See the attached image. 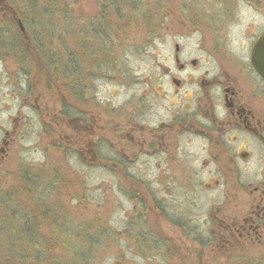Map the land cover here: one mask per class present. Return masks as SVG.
I'll use <instances>...</instances> for the list:
<instances>
[{"label": "rangeland", "instance_id": "1", "mask_svg": "<svg viewBox=\"0 0 264 264\" xmlns=\"http://www.w3.org/2000/svg\"><path fill=\"white\" fill-rule=\"evenodd\" d=\"M6 1L11 6L14 4L21 9L26 4L34 6L36 3L43 8L48 0ZM53 1L61 10L57 15V21L54 20L57 22L54 24L57 25L49 24V17L44 13L42 15L44 18L35 20L44 22L43 27L48 33L51 31L57 33L52 36L53 47L62 50L69 45L75 47L79 55L83 54L77 56L80 59L72 58L76 59L80 72L83 70L87 75L84 80L87 95L85 99L89 103L86 107L91 111V115L100 117L94 131L104 136L105 120L106 122L108 118L125 120L133 114V110L150 111L143 118V122L151 126L157 125L160 120L171 118V109L176 107L172 106L171 102L178 100L172 95V87L168 83L164 87L165 91H161L158 79L160 76L164 81L163 71L166 66L173 67V64L165 62L164 59L170 46L160 47L158 44L148 43L142 31L138 33L132 31L133 34H130L132 36H126L125 20L116 14L118 11L107 3L108 0ZM121 1L116 0L117 6L123 4ZM146 2L150 3V1ZM67 11L70 16L69 21L75 23L74 31L75 27L77 29L82 27L100 33L98 38L87 39L92 41L89 48L82 49L83 40L79 41V46L78 42L75 45L69 37L61 40L68 35H63L67 27L64 22L67 21L64 16ZM25 13L26 11L23 15ZM111 17L114 18L113 21ZM129 19H131L129 27L138 26L136 17L131 16ZM81 33L82 31L78 30L76 36L83 38ZM76 40L78 41L77 38ZM45 42H37V44L40 46L46 44L47 47L49 41ZM19 46L15 50L12 47L0 46V146H3L2 141L6 138L5 132H10L8 139L11 140L9 162L0 166V190L9 193L16 191L18 187L21 188V175L26 171L28 177L35 180L43 166L48 168L47 164L53 162L58 166L61 179L56 187H52L58 180L55 171L42 172L40 175L38 185L40 190L42 192L49 188L54 190L49 195L44 193L42 204L38 203L30 193L31 197L29 194H22L20 197L22 205L27 207L32 216L37 215L40 218L38 246L41 245L43 249L50 251V257L53 259L51 261L56 264L80 262H82L80 264H261L259 259L264 252L261 246L250 244L253 246L226 250L219 244L221 242L216 240L210 248L201 246L211 237L212 233L206 227V220L210 221L207 219L208 215L210 216L216 207L222 206V212H213L211 219L224 220L226 226L228 221L235 222L244 214V208L250 200L247 193L249 189L251 190L249 183L252 180L251 170L254 169L251 165L234 171V174L228 171V175L233 177L227 184L214 176L213 172L206 173L201 170L198 163H191V173L195 174V177L192 175L191 180L192 183L196 181L192 186L188 185L187 175L183 172L180 174L175 172L174 176V172L166 171V175L162 176L163 181L169 183L164 189L161 187L157 200L171 214L180 212L178 215L180 218L192 217L190 223L196 224L198 237L195 241L200 250L190 253V246L193 243L188 241L186 245L189 247L185 246L186 249L180 243L182 229L179 226L160 219L154 209L150 212L147 208H142L141 198L149 194L153 197L155 184L153 181L156 180V176L162 174L165 161L154 156L149 157V162L146 164L138 165L136 160L129 164L126 170L134 177L118 179L114 172L120 167L113 163V160L108 162L107 168L109 166L112 169L116 168L114 172L103 168L93 169L83 163L84 160L73 151L74 149L62 142L61 134L51 130L43 132L44 125L33 107L34 95H31L30 89L34 82L33 76L29 72L24 74L22 69H19L23 63L16 55ZM27 49L32 50L33 47ZM84 49L90 52L86 54L87 51ZM24 68L29 70V65ZM42 87L55 91L54 98H43L48 102L56 101L63 94L71 98L70 101L75 100L74 104L82 103L75 98L77 97L75 94L66 89L68 88L66 84L55 86L59 89L54 87L47 89L44 85ZM140 95L143 97V102ZM69 132L74 137L77 135L75 129L74 134ZM110 140L119 142L113 138ZM117 146L120 148V143ZM65 148H70L73 152L67 153V150L64 151ZM62 155L65 157L62 158ZM85 156L89 159V154L85 153ZM65 165L71 166L73 170L76 168L79 174L70 172ZM138 168L146 174V178L142 179L149 186L140 187ZM216 179L220 180L219 185L215 183ZM169 184L172 186L169 187ZM186 195H189V200L185 198ZM224 202L225 205L222 204ZM55 208H60L59 213L62 217L55 216L53 219ZM149 213L152 214L150 219H148ZM18 223L21 224L22 221L19 220ZM222 227L218 224L216 227L213 226V230L218 233L217 237L223 235L225 230ZM98 229H101L103 234L96 238L94 232ZM158 229L163 231V234L158 233ZM61 232L63 233L60 235ZM234 235L237 236L235 232ZM141 239H145V246L141 243ZM77 250L83 252L85 256L78 258ZM174 251H178L179 254H174Z\"/></svg>", "mask_w": 264, "mask_h": 264}, {"label": "flooded vegetation", "instance_id": "2", "mask_svg": "<svg viewBox=\"0 0 264 264\" xmlns=\"http://www.w3.org/2000/svg\"><path fill=\"white\" fill-rule=\"evenodd\" d=\"M122 2L123 4L115 8L119 13L116 14L125 20L126 36H132V31H142L148 43L158 44L160 47L170 46L164 59L165 62L173 64V67L167 65L163 71L164 81L160 76L158 79L161 91H165L164 87L168 83L178 102H171L172 106H176L171 109V118L160 120L154 126L143 122V118L150 111L133 110V114L122 121L108 118L104 125L106 133L102 136L94 131L100 117L91 115V111L86 107L89 103L85 99L86 94L80 98L75 97L82 102L79 105L63 94L56 101L48 102L43 99L54 98L55 91L48 88L44 82L45 77H42L35 67L33 57L37 53L34 44L54 41V35L45 31L44 22L40 23L27 15V11H31L33 6L26 4L24 8L18 9L14 4L11 6L6 0H0V46L12 47L15 50L20 45V49L16 50L18 60L19 57L26 56L32 60H20L23 63L19 69H22L24 74L29 72L33 76L34 82L30 86L31 95H34L33 107L40 115L44 125L43 132L51 130L61 134L62 142L74 149L73 151L84 160L83 163L93 169L103 168L114 172L116 168H107L108 162L113 160L112 162L120 167L114 172L118 179L134 177L126 170L127 166L136 160L138 165L146 164L149 162L148 158L154 156L164 160L162 174L156 176L153 181V197L150 194L142 197V208H147L150 212L154 209L160 219L179 226L182 229L180 243L184 247L188 246V241L193 243L190 253L200 250L195 241L198 237L196 224L190 223L192 217L180 218V212L171 214L157 200L161 187L164 189L169 183L164 182L162 176L166 175V171L174 172V176L175 172H183L187 175L188 185L192 186L196 181L192 183L191 180L192 175L195 177L190 170L191 163H198L201 170L206 173L213 172L214 176L227 184L233 177L228 175V171L234 174V171L251 165L254 169L251 170L252 180L249 183L251 190L247 193L250 200L244 208V214L235 222L228 221L226 226L224 220L211 219L213 212H222V206L216 207L210 216L208 215L210 223L206 220V227L212 233L211 237L206 244H199L203 248H210L216 240L221 242L219 244L226 250L253 246L250 244L261 246L264 250V0ZM107 3L111 6L112 3L118 4L116 0H108ZM104 8L106 10V5ZM24 11L26 13L23 15ZM131 16L137 18L138 26L129 27ZM98 34L100 33L96 31H82L80 35L95 38ZM68 37L71 38L72 35L68 34L61 39ZM134 38L136 39V36ZM90 43L92 41H83V45L88 48ZM27 47L33 49L28 50ZM84 50L87 51L86 54L90 52L88 49ZM27 65L30 71L24 68ZM43 85L49 90L43 88ZM140 97L143 102V97ZM74 129L77 132L75 137L69 132ZM9 135L10 132H5L6 138L2 141L3 146H0V166L9 162ZM112 138L119 142L111 141ZM119 143L120 148L117 146ZM70 148H65L64 151L73 152ZM85 153L89 154V159ZM64 157L65 155H62V158ZM47 166L48 168L43 166L37 177L41 179L42 172L55 171L58 180L52 186L54 188L61 179V171L54 162ZM65 167L75 175L79 174L76 168L73 170L69 165ZM139 169L140 187L149 186L142 179L146 178V174ZM39 179L35 181L36 185H39ZM214 181L220 184L219 179ZM171 186L169 184V187ZM50 190L44 189L43 193L49 195L54 191ZM185 198L190 199L189 195ZM225 202L222 204L225 205ZM151 215L149 213L148 219ZM175 217L176 219H173ZM216 224L223 226L225 230L221 237H217L218 233L213 230ZM158 233L163 234V231L158 229ZM177 253L179 254L174 251V254ZM263 257L264 252L261 254L262 260Z\"/></svg>", "mask_w": 264, "mask_h": 264}, {"label": "trees", "instance_id": "3", "mask_svg": "<svg viewBox=\"0 0 264 264\" xmlns=\"http://www.w3.org/2000/svg\"><path fill=\"white\" fill-rule=\"evenodd\" d=\"M44 5L45 7L42 8L36 3L32 7L31 11H27V15L33 17V19L35 20L40 17L44 18V16H42L44 13L49 17V24L57 23L54 22V20L57 21V15L61 13L60 7L53 0H48L44 3ZM116 6V3H112V7ZM64 16L67 19V21H64L65 25L67 26L64 31L67 33V31L69 30L67 34L72 35L70 39L75 42V45L76 42H78L79 46V41H86L87 39L91 38L85 36H82L83 38H80V36H75L78 30L87 33L94 30H86L82 27H79L77 29L75 27L74 31L73 25H75V23L73 24L72 21H69L68 18H70V16L68 15V11L64 14ZM110 19L113 21L112 17ZM56 25L54 24V26ZM50 34L56 35L57 33H52L51 31ZM76 38L78 39V41L76 40ZM95 38L98 37L96 36ZM47 44V47L46 44H44V46L43 44H41L40 46V44H37L36 42L34 44V47L37 54L33 57L36 62L35 67L38 70V73L42 77H45V80L47 81H44L45 84L48 86V88H55V86L60 87L66 84L68 85V88L66 89L70 90L73 95L75 94L78 98H80L81 95L84 96V94H86V85L84 84V80L86 79L87 75L83 72V70L80 72V68H78L76 59L72 58L76 57L80 59V57L77 56H80L81 54L79 55V53H76L75 47L69 45L67 46V48L61 50L59 48L53 47L54 41H49ZM38 47H40V49ZM81 47L88 48L83 44L81 45ZM26 52L27 49L25 53ZM19 60L32 61L29 56L23 58L19 57ZM81 85L83 86V88ZM38 179L39 178L37 177L35 180ZM35 180L31 177H28V172L26 171L21 175V188L18 187L16 191H12L9 193L0 190V264H56V262L51 261L53 259H51L50 257V251L43 249L41 245L38 246L37 238L39 234L38 229L40 226L38 225V223L40 221V218L37 215L32 216L27 207H24L21 203L20 197L22 196V194L28 195L30 193L36 198L38 203L42 204L41 201L44 200L43 197H45V195L40 190L38 185L35 186ZM29 199L31 201L33 200V198ZM59 209L60 208H55L53 219H55V216H57V218L62 217L59 213ZM32 212L34 213L35 210H33ZM19 220L22 221L21 224L18 223ZM95 228L97 227L95 226ZM62 233L63 232H61L60 235ZM102 234L103 231L101 229H98L94 232V236L96 238H98ZM141 241L139 242L143 243V245L145 246V239H141ZM157 247L159 248V246ZM77 252H79V250H77ZM83 256H85V254L83 252H79L78 258H83ZM260 261L261 264H264V260L260 258L259 262Z\"/></svg>", "mask_w": 264, "mask_h": 264}]
</instances>
